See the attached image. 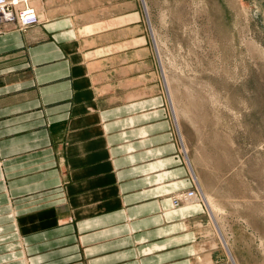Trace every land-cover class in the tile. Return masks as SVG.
Listing matches in <instances>:
<instances>
[{"label": "crops", "instance_id": "crops-1", "mask_svg": "<svg viewBox=\"0 0 264 264\" xmlns=\"http://www.w3.org/2000/svg\"><path fill=\"white\" fill-rule=\"evenodd\" d=\"M35 5L0 19V264H202L203 208L171 204L194 184L174 121L133 76L153 56L123 33L138 8Z\"/></svg>", "mask_w": 264, "mask_h": 264}, {"label": "rangeland", "instance_id": "rangeland-1", "mask_svg": "<svg viewBox=\"0 0 264 264\" xmlns=\"http://www.w3.org/2000/svg\"><path fill=\"white\" fill-rule=\"evenodd\" d=\"M134 7L124 36L144 35L153 56L133 76L174 121L204 211L198 260L264 264V0H123Z\"/></svg>", "mask_w": 264, "mask_h": 264}, {"label": "built area", "instance_id": "built-area-1", "mask_svg": "<svg viewBox=\"0 0 264 264\" xmlns=\"http://www.w3.org/2000/svg\"><path fill=\"white\" fill-rule=\"evenodd\" d=\"M0 19L12 23L18 28H25L38 23L39 17L35 0H0ZM196 190H181L171 195L172 206H179L190 201H198Z\"/></svg>", "mask_w": 264, "mask_h": 264}, {"label": "bare ground", "instance_id": "bare-ground-1", "mask_svg": "<svg viewBox=\"0 0 264 264\" xmlns=\"http://www.w3.org/2000/svg\"><path fill=\"white\" fill-rule=\"evenodd\" d=\"M199 199V198H198ZM191 203H185L186 205H190V204H195V203H200V200L198 201H190ZM207 203L208 206L210 208L211 211L213 212H219L221 210V208L218 206V204H216L215 201H213L210 197L207 198Z\"/></svg>", "mask_w": 264, "mask_h": 264}]
</instances>
